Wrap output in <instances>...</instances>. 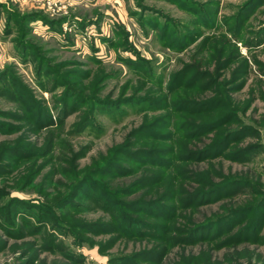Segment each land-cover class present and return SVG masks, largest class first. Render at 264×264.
<instances>
[{"label": "rangeland", "instance_id": "rangeland-1", "mask_svg": "<svg viewBox=\"0 0 264 264\" xmlns=\"http://www.w3.org/2000/svg\"><path fill=\"white\" fill-rule=\"evenodd\" d=\"M185 98L214 103L203 113ZM223 112L233 119L187 136L189 120ZM154 120L136 146H173L163 159L131 157L122 162L130 171L101 178L159 174L117 197L151 202L126 209L134 228L106 210L94 183L76 203L54 204L74 172ZM207 219L177 242L176 226ZM111 260L264 264V0H0V264Z\"/></svg>", "mask_w": 264, "mask_h": 264}, {"label": "trees", "instance_id": "trees-1", "mask_svg": "<svg viewBox=\"0 0 264 264\" xmlns=\"http://www.w3.org/2000/svg\"><path fill=\"white\" fill-rule=\"evenodd\" d=\"M201 74V72H197L195 74V77L197 75ZM203 74H205V72H203ZM194 77V78H195ZM215 83V82H214ZM214 101L213 100H200V99H193V98H185L182 101V106H194L196 108L201 109L202 108V112L203 110L206 109H210L212 108ZM37 108V106H34V108ZM208 110V112L210 111ZM204 113V112H203ZM49 116L51 117V114L49 113L48 116H46L44 119L47 120V122H52L49 118ZM234 117V114H232L231 112H223L221 113L219 116L208 119V120H203V121H199V122H195L192 120H189L188 124L189 125V129H191L189 132H187V136L190 137H200V135L205 134L203 133V131H206L207 127H214L215 125H219L220 123H226L229 122L230 120H232ZM155 121H150L149 124H141V126L137 129L132 130L135 134H131L129 137L126 138V140L123 143H120L114 147H111L110 151L105 154L102 155V159L100 161H98L97 166L94 165H88V167L82 172L81 175H79L80 173L78 172H74L73 176H72V182L71 184V189L68 193L64 194L62 197H59L54 204H56L59 207H67L70 203H76L75 199L81 194V192L85 191V185L89 184V183H94V187H98L99 191L105 195L106 197V210H115L117 212V218L118 220L120 219H128L131 220L132 224V228H134L133 226H135L133 224V218H131L129 216V214H126V209L129 208L131 210L137 211L136 209L139 207H144L147 203H151L150 201L145 200L142 197H137L136 199H130V200H117V197L120 195H125V194H130L134 191H136L137 189H139L140 186L142 185H146L149 183H154L159 179V174L158 173H149V174H143L142 177H138L133 179L130 182H119L113 185V183H108L107 184H102L101 182V178L104 175H108V174H114L115 171L118 170H122L121 172H127L130 171L129 168H125L122 166V162L130 159L131 157H139V156H147V157H151L152 159H154L155 157V161L157 160H162L163 158H161L162 155H164L167 151V149H171V147L173 146H169V147H161L159 145H157L155 142L153 145L150 144H143V145H138L136 146V143L138 141V137H140V135L148 129L151 128H147L148 125H155L152 126V128L154 127H158L155 124ZM42 121H40L37 124H41ZM86 123V122H85ZM148 123V122H147ZM42 126V124H41ZM218 127V126H217ZM156 129V128H155ZM232 131H235L233 129H231ZM217 131V130H214ZM218 133L221 134V132L219 131ZM233 132H228L226 133L225 138H221L218 137L216 138L215 142L216 144L211 145L208 149H211L209 151H215L217 150L218 147H220L223 143H225V141L227 140L228 135H230ZM158 138L162 137L161 133H157ZM178 152L180 151V148L177 149ZM46 150H44L41 153H44ZM188 151V155L186 153L181 152L180 155L181 156H194L196 154H201L203 153L202 151H198L197 150H187ZM207 151V150H206ZM34 153V152H33ZM42 155V154H40ZM190 155V156H189ZM82 171V170H81ZM61 172H63L61 170ZM95 175H98L97 180L95 181ZM202 177L200 175L196 176L195 179ZM44 184V182H43ZM57 185H62V182L57 181L56 183ZM205 189V188H202ZM204 191V190H203ZM206 191V190H205ZM17 200V198L14 199V201ZM14 201L12 203H10V206L14 205ZM24 201V200H23ZM48 201V200H47ZM26 203V201H24ZM37 207L40 208V210L43 212L45 209L46 211H48L49 214H53L52 210L49 208H47L45 205H42V203L40 202H33ZM44 206L46 208H44ZM115 207V209H114ZM70 213H68L67 215H70ZM153 215V214H152ZM56 216V215H55ZM57 217V216H56ZM57 219V218H56ZM58 223L61 225H68L65 220L59 219L57 220ZM211 219H207L205 221L199 222L194 224L193 226H189L187 225H183V226H176L175 227V231L177 232V229L179 230L178 236L176 238L178 243H184V242H188L191 241V239L197 235L195 232H199L202 231L204 229H207V223H210ZM126 222V221H124ZM124 222H121L122 224H124ZM90 223V224H89ZM103 223V222H102ZM94 222H87L84 221L82 223H79L77 225H80L81 227H88L89 225H94ZM100 224V223H99ZM98 225V223H97ZM102 225H104V227L111 229V226H108V224L103 223ZM216 225V224H214ZM67 227V226H66ZM70 227L75 230L77 228V226L75 225H70ZM182 231H186V235L183 236H179V233ZM212 236H209V238H211ZM234 239V238H233ZM231 239V237L228 239L226 238L225 240L222 241L221 244L224 245H229L231 242H233L234 240ZM159 253L155 254V257L158 256ZM141 255V254H140ZM157 255V256H156ZM136 259H138L137 257L134 258V261H136ZM119 260L115 261V260H111L112 264H120V262H118ZM135 264V262H134ZM170 264V263H167Z\"/></svg>", "mask_w": 264, "mask_h": 264}]
</instances>
